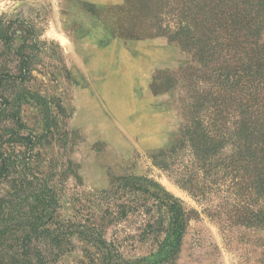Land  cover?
Listing matches in <instances>:
<instances>
[{"label":"rangeland","instance_id":"obj_1","mask_svg":"<svg viewBox=\"0 0 264 264\" xmlns=\"http://www.w3.org/2000/svg\"><path fill=\"white\" fill-rule=\"evenodd\" d=\"M184 1L0 0V72L30 68L0 86V264H264L263 201L232 157L246 88L233 52L170 38ZM169 195L192 210L172 256Z\"/></svg>","mask_w":264,"mask_h":264},{"label":"trees","instance_id":"obj_2","mask_svg":"<svg viewBox=\"0 0 264 264\" xmlns=\"http://www.w3.org/2000/svg\"><path fill=\"white\" fill-rule=\"evenodd\" d=\"M149 19L153 21L151 17ZM172 20L174 23L173 30L169 31L170 38L184 46L198 47V54L201 57L212 56L213 45L219 47L220 51L233 52L237 59V69L231 73V77H234L232 82L235 81L236 84L235 78L238 84L242 81L240 88L243 86V89L246 88V105L244 110L238 106L240 119L234 126L235 139L232 140L237 152L232 157L234 159V155L237 156L235 159L238 167L244 163L250 169L253 193L263 201V206L259 207L257 212H250L247 224L251 227H264V0H185L178 16L172 17ZM166 29L167 26L163 30ZM0 39L9 48L12 34L8 33V28L5 31L0 29ZM22 49H25L24 45L15 52L19 53ZM21 62L17 76L0 72V86L9 88L11 85L14 86L17 80L19 81L17 85L19 87L22 85L30 68L26 57ZM229 75L225 74V78L228 79ZM28 94L26 89L20 88L15 95L10 97L5 95L6 106L12 104L10 117L15 124L20 123L19 107L27 99ZM21 138L27 137L21 136ZM232 157H229L230 162ZM23 169L25 173L26 167L23 166ZM229 171L235 172L232 167ZM0 172L9 173L6 170L5 160ZM24 177L27 178L25 175ZM43 184L42 188L45 191H38L34 201L40 204L44 212L46 219L42 224H45L51 218L49 214L53 210L51 205L54 195L50 194L51 191L47 189L45 183ZM166 200L165 205L169 213L168 253L172 256L179 245L185 222L192 210L187 211L181 202L171 195ZM63 236L61 232L56 235L61 248H63Z\"/></svg>","mask_w":264,"mask_h":264}]
</instances>
